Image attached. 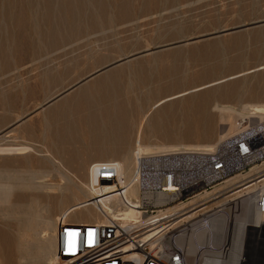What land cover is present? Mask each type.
Listing matches in <instances>:
<instances>
[{
  "label": "rangeland",
  "instance_id": "rangeland-1",
  "mask_svg": "<svg viewBox=\"0 0 264 264\" xmlns=\"http://www.w3.org/2000/svg\"><path fill=\"white\" fill-rule=\"evenodd\" d=\"M99 78L89 96L114 89L127 110L115 118L124 124L113 121L125 130L116 154L87 146L89 111L72 107ZM245 104L264 105V0H0V147L19 150L0 149V264H47L44 243L63 217L104 221L83 201L95 167L131 155L141 127V143L215 146L239 131L221 138L230 128L221 107L239 126ZM251 249L247 259L264 256Z\"/></svg>",
  "mask_w": 264,
  "mask_h": 264
},
{
  "label": "built area",
  "instance_id": "built-area-1",
  "mask_svg": "<svg viewBox=\"0 0 264 264\" xmlns=\"http://www.w3.org/2000/svg\"><path fill=\"white\" fill-rule=\"evenodd\" d=\"M239 126L234 136L211 149L139 154L134 171L139 188L135 208L139 215L126 220L121 211L116 218L102 210L104 221L84 223L63 217L56 232V254L61 264H191V259L199 264L201 254H188L181 243V238L187 235L193 236L199 252H213L226 259L232 250L235 222L242 218L245 229L241 259L245 263L248 251L253 252L249 244L253 242L254 231L261 232L257 242L264 248V189L261 184L255 189L264 175L225 187L223 184L264 163V117L242 118ZM95 177L100 187H114L112 192L124 199L123 207L134 206L119 183L116 163H97ZM218 187L219 191L213 195L191 203L198 195ZM220 194L230 197L228 204L207 207L204 202ZM232 198L236 199L231 201ZM183 202L189 203L185 210L192 212L189 221L183 222L177 217L179 213H165ZM256 214L262 221H254ZM214 227L222 228L219 235L214 234ZM202 233L205 238L199 239Z\"/></svg>",
  "mask_w": 264,
  "mask_h": 264
},
{
  "label": "bare ground",
  "instance_id": "bare-ground-1",
  "mask_svg": "<svg viewBox=\"0 0 264 264\" xmlns=\"http://www.w3.org/2000/svg\"><path fill=\"white\" fill-rule=\"evenodd\" d=\"M68 1V0H67ZM68 3V2H66ZM73 3V2H72ZM100 3V2H99ZM49 4V3H48ZM73 6V5H72ZM105 8V7H104ZM5 9V7H4ZM75 9V8H74ZM50 11V10H49ZM5 12V11H4ZM41 23V22H40ZM57 23V22H56ZM25 24V23H24ZM3 27V26H2ZM74 28V27H73ZM9 31V30H8ZM46 31V30H45ZM7 37V36H6ZM4 40V39H3ZM5 47V46H4ZM5 54V53H4ZM3 55V54H2ZM109 74H107V78H104L103 82H107V79H111L110 77H108ZM103 77H106V76H103ZM101 78L97 79L99 80V82L101 81L100 80ZM106 79V81H105ZM90 80V78L88 79H85L84 83H87V81ZM81 82H83L81 80ZM89 82V81H88ZM98 81H96L97 83ZM98 82V83H99ZM79 83V82H78ZM95 82L94 83H90V84H86L84 85V88L77 92L75 94V96H73V100L75 101H79V103H77L76 107L72 105V107L74 108H77V110L80 109V107L83 109H87L89 111V120L88 122H85L87 123L86 126H88V129L85 130L87 131V136L89 138L88 140V145L89 147H93L94 149L96 148H101L99 149L100 151H102L101 153L103 154H106V152H109L111 154H116L114 151V148H116V146L118 145V143L120 144V140H119V134H118V129L121 128V126L119 127L118 124H115V123H122L124 124L123 122L117 120V119H120L124 116L125 113H127V110L125 108H123L122 106L120 107H116L115 105L118 104L117 101H118V96L113 95V90L112 89V93L110 90H108V88L106 87L105 89H103V93H98L96 94V98H94L93 96H89V91L97 86V85H101L102 82H100V84H96ZM108 83V82H107ZM152 83V82H151ZM106 84V83H105ZM104 84V85H105ZM109 85V83H108ZM107 85V86H108ZM76 86V85H75ZM103 86V85H102ZM213 86V85H212ZM73 87V86H72ZM104 87V86H103ZM98 88V86L96 87ZM102 88V87H101ZM100 88V89H101ZM118 88V87H117ZM71 89V88H70ZM69 89V90H70ZM68 90V89H67ZM108 90V91H107ZM115 91V90H114ZM167 91V90H166ZM95 92V91H93ZM116 92V91H115ZM190 92V91H189ZM66 93V92H65ZM68 93V92H67ZM152 93V91H151ZM63 94V93H62ZM62 94H59L56 96V98L58 96H61ZM180 94V93H179ZM182 94V93H181ZM88 95V96H87ZM185 95V93H184ZM179 95H176L175 97H178ZM181 96V95H180ZM93 97V98H92ZM171 97V96H170ZM174 97V98H175ZM154 98V97H153ZM167 99L166 98H163L161 99L163 102H166L168 100H165ZM170 99V98H169ZM172 99V97H171ZM72 100V102H73ZM125 100V99H124ZM155 100V99H154ZM69 101V100H68ZM64 102V101H63ZM122 102V101H121ZM120 102V104H121ZM159 102V101H158ZM157 102V103H158ZM160 103V102H159ZM62 105V103H60ZM59 104V105H60ZM74 104V102H73ZM161 104V103H160ZM60 105V106H61ZM75 105V104H74ZM113 105V106H111ZM122 105V104H121ZM124 105V104H123ZM246 105V104H245ZM58 106V105H57ZM60 106H58V108H61ZM115 106V107H114ZM63 107V106H62ZM229 107V106H228ZM244 107V105H243ZM41 108V107H40ZM43 108V107H42ZM73 108V110H74ZM157 108V107H156ZM215 108V107H213ZM222 110H226L229 114V118L228 120L231 121H228L229 124H230V128L227 130L226 133H224L223 135H221V138H227L229 135H231L232 133H234L237 129L239 130L240 129V126H237L236 123H237V120L235 121L236 123H234L232 121V117H233V111L231 109H225L223 107H221ZM220 108V109H221ZM153 110V107L150 108ZM151 113H152V110H150ZM57 110H61V109H57ZM70 110H72V108H70ZM86 110V111H87ZM155 110V109H154ZM153 110V111H154ZM50 113H53L51 110H49ZM64 111V112H63ZM61 111L62 113L60 115H64L67 114V111L66 109ZM82 112V111H81ZM226 112V113H227ZM233 112V113H232ZM236 112V111H235ZM60 113V112H59ZM74 113V112H73ZM76 113V111H75ZM78 113V112H77ZM87 113V112H85ZM85 113H83L85 115ZM220 113V112H219ZM225 113V112H224ZM56 114V113H55ZM87 114V116H88ZM240 116H242V118H245L246 116L248 117H251V116H256V117H260V118H263L264 117V105L262 104H250V105H246L242 111L240 113H238ZM62 115V117H63ZM54 116V115H53ZM68 116H71V115H68ZM74 116V115H73ZM127 116V115H126ZM151 116V114L149 115ZM155 116V115H154ZM60 117V116H59ZM58 117V118H59ZM61 117V118H62ZM72 117V116H71ZM75 117V116H74ZM130 117V116H129ZM238 117V115H237ZM55 118V117H54ZM57 118V119H58ZM76 118V117H75ZM79 118V117H78ZM117 118V119H115ZM150 118V117H149ZM74 119V118H73ZM84 119V118H83ZM117 121H115V120ZM124 119V118H123ZM220 119H223L222 116ZM64 120V117L63 119ZM72 120V119H71ZM70 120V121H71ZM58 121H60V119H58ZM56 120V122H58ZM80 121V120H79ZM83 121V120H82ZM115 123H114V122ZM222 121V120H221ZM223 121H225L223 119ZM62 122V121H61ZM59 122V124L61 123ZM78 122V120H77ZM69 123V122H68ZM71 123V122H70ZM66 124V123H65ZM81 123H79L80 125ZM121 124V125H122ZM228 124V123H227ZM75 123L71 126H74ZM79 125H77L76 127L80 128ZM61 126V125H60ZM60 126L59 128L57 129H60ZM139 126V125H138ZM237 126V127H236ZM75 127V126H74ZM124 127V126H123ZM141 126H139L140 128ZM65 128V127H64ZM73 128V127H71ZM68 129V128H67ZM125 129V127H124ZM141 134L138 132L137 134L139 135L137 137V139L135 138L136 140V143L137 142H142V140L144 141L143 137H144V132H145V128L143 129V127H141ZM73 129L70 130V132H73L72 131ZM79 130V129H78ZM76 130V131H78ZM120 131H125V130H121L119 129ZM137 130V129H136ZM58 131V130H57ZM75 131V132H76ZM82 131H83V128H82ZM80 131V133L82 132ZM119 131V132H120ZM60 132V130L58 131V133ZM62 132V131H61ZM60 132V133H61ZM69 132V133H70ZM221 132V131H220ZM56 133V135L58 134ZM65 133H66V130H65ZM79 133V131H78ZM120 133H123V132H120ZM83 134V133H82ZM135 134V133H134ZM69 135V134H68ZM125 135V134H123ZM53 136V135H52ZM83 136V135H82ZM85 136V134H84ZM86 136V137H87ZM186 136V135H185ZM184 136V137H185ZM56 137V136H55ZM67 137V136H66ZM77 137V136H76ZM123 137V136H122ZM128 137V136H127ZM136 137V135H135ZM60 138V137H59ZM78 138V137H77ZM159 139V136L157 137ZM56 139V138H55ZM64 140V138H62ZM68 139V138H67ZM66 139V140H67ZM74 139H75V136H74ZM117 139V140H116ZM58 140V139H57ZM61 140V138H60ZM65 140V141H66ZM79 140V142H78ZM77 141L75 142H78L79 144L80 143H84V142H80L81 139H78ZM162 139H160L161 141ZM69 140H67L66 142L68 143ZM72 141H74L72 139ZM125 141V140H124ZM65 142V143H66ZM118 142V143H117ZM138 143V145H136V148H132L131 150V155H128L130 149H131V146H130V149H128V153L126 151V153L124 155H128L130 157H125L124 160H122L121 158V161H119L117 164H116V167L118 168V179H119V183L120 185L125 188V194H126V199L132 203L134 206L132 205H127V207H123L122 205V202H124V199L122 197L119 196V194L117 192H112L114 190V187H110V186H104V187H100L98 185V183H92L88 186V194H86L87 198L86 200H83L85 201L84 202V205L88 206L89 204H94L98 209H99V212L101 214V216L104 217V215L102 214V210H104V214L105 215H111V216H115L117 218V212L121 211L122 212V218L123 219H126V220H132V219H136V217L139 215V210L135 207L138 206V201H136L135 199H138L139 198V188L138 186L135 184V169H136V163H137V157L139 154H151V153H158V152H165V151H172V150H178V149H194V148H198V149H211L212 145H204V146H193V145H189V144H182V143H166V142H158V143H155L154 145H152L151 143ZM64 142L62 144H65ZM71 143V142H70ZM78 143H75V144H78ZM73 144V143H71ZM78 144V145H79ZM131 145V144H130ZM80 146V145H79ZM122 146V144H121ZM1 151H4L6 153H16L18 152V148H11V147H7V148H4V147H0ZM95 149V151H96ZM70 150V149H69ZM73 150V149H72ZM92 150V149H91ZM90 150V151H91ZM0 151V152H1ZM70 152V151H69ZM97 152V151H96ZM68 153V152H67ZM71 154L73 155L74 152H71ZM93 154V153H92ZM101 154V155H102ZM97 155V154H96ZM98 155L99 152H98ZM137 155L136 159H135V167L133 169V171L131 170L132 169V158L133 156ZM76 156V155H75ZM92 156V155H91ZM90 156V157H91ZM94 156V155H93ZM92 156V158H93ZM104 156V155H103ZM98 157V156H97ZM105 157V156H104ZM123 157V156H122ZM95 158V156H94ZM119 159V160H120ZM98 160H102V156L101 157H98L95 159V161H98ZM263 164L261 165H256L254 166L251 170L247 171L246 173H240V174H237L236 176L232 177L230 180H228L225 184H223V186H227L231 183H241L245 180H247L248 178H251L253 177V179L251 180H255L256 178L264 175H258V176H254L258 173H260L261 171H263V169H260L261 166H263ZM133 172V175H132V179H131V182H130V175L131 173ZM264 179V178H263ZM247 182V181H246ZM244 182V183H246ZM242 183V184H244ZM2 184L4 183H1V188H4L5 186H3ZM10 184V183H9ZM261 184V186L263 187L264 189V180L262 182H260L259 184L256 182V185H255V189L257 186H259ZM6 185V184H4ZM261 186H260V189H261ZM12 187V186H11ZM219 187L218 188H214L212 191L210 192H206L204 194H200L198 195L197 197H195L194 199L191 200V203H195L197 202L199 199H204L206 197H209L211 195H213V193L215 192H218L219 191ZM111 192V193H110ZM3 193V192H2ZM227 196H223V194H220L216 197H213L209 200H207L206 202L204 203H208L207 204V207H210L214 204H217V203H220V205H226L228 204V197L227 200H226ZM236 198H232L231 201H234ZM79 205V204H78ZM81 205V204H80ZM79 205V206H80ZM83 205V204H82ZM189 203H186V202H183V203H179V204H176L170 208L167 209V211H165V213H170V212H173V213H179L178 214V218H181L183 222H186V221H189L188 218L192 216V212L189 213V211L185 210L187 207H188ZM78 207V206H77ZM89 207V206H88ZM89 210V209H88ZM249 212V210L247 211ZM250 213V212H249ZM189 214V215H188ZM247 217V216H246ZM105 218V217H104ZM177 219V218H176ZM37 221V219L35 220ZM254 221L256 223L262 221V217H259L257 214L254 215ZM40 223V222H39ZM42 223H44V225H50L51 221L49 222L48 221H45V220H42ZM254 227H256V225L258 224H253ZM51 226V225H50ZM33 227V226H32ZM49 227V226H47ZM37 229V227H36ZM36 229H35V232H36ZM51 229V228H50ZM55 229V228H54ZM222 228L220 227H217V228H213L214 230V234H220L219 232L221 231ZM244 229H245V218H242V219H238L237 222H235V229H233V237H232V245H231V252H230V255L226 258V259H223V258H220L218 256H215L213 254V252H205V251H197L196 250V245H195V242L193 241V236H186V237H182L181 238V243H183V245L186 247L187 249V252L188 254H195L197 252L198 255L201 254L202 256V259L204 258V262L201 263V261L199 262V264H260L261 262H263L264 264V256L262 255H259L255 258H253L251 256L250 259H247V256H246V260L244 261L245 263L242 262V259H241V248H242V239H243V233H244ZM55 231V230H53ZM39 233V232H37ZM260 231H254L253 233V242L251 241V243L249 244L250 245V248H253V245L254 243L256 244H260L257 242V240L259 239L260 237ZM204 236L205 238V235L202 233L199 235V239H202ZM54 238V236H53ZM51 238L52 240H50L49 242H45V251H42V252H45L46 254V260L49 261L47 264H61L62 261L58 258L56 252H57V239H53ZM193 242V243H192ZM38 243V242H37ZM40 243V242H39ZM253 244V245H252ZM41 245V244H40ZM41 248V246H40ZM195 250V251H194ZM249 250V249H248ZM28 252V251H27ZM39 253V252H38ZM196 254V255H197ZM44 255V253H43ZM41 255L39 257L43 258L44 256ZM247 255H250L249 251L247 253ZM193 256V255H192ZM39 258V259H41ZM43 260V259H42ZM41 260V261H42ZM46 263V262H45ZM191 264H195L194 260L191 261Z\"/></svg>",
  "mask_w": 264,
  "mask_h": 264
},
{
  "label": "crops",
  "instance_id": "crops-1",
  "mask_svg": "<svg viewBox=\"0 0 264 264\" xmlns=\"http://www.w3.org/2000/svg\"><path fill=\"white\" fill-rule=\"evenodd\" d=\"M107 156V155H106ZM117 156V155H116ZM101 157V156H100ZM102 157H103V155H102ZM98 158V157H97ZM96 159V158H95Z\"/></svg>",
  "mask_w": 264,
  "mask_h": 264
}]
</instances>
